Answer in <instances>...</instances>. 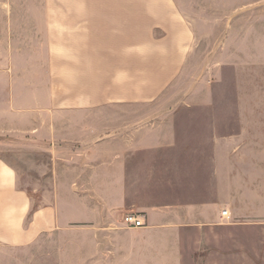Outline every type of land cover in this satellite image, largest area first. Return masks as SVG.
Returning <instances> with one entry per match:
<instances>
[{
  "label": "crops",
  "instance_id": "obj_1",
  "mask_svg": "<svg viewBox=\"0 0 264 264\" xmlns=\"http://www.w3.org/2000/svg\"><path fill=\"white\" fill-rule=\"evenodd\" d=\"M194 2L42 1L43 12L23 16L25 29L5 27L26 37L0 39V137L25 136L28 170L23 190L0 157L1 246L85 226L92 264H181L188 238L232 225L224 211L234 227L264 214V138L253 126L228 130L226 113L205 108L208 86L196 100L180 85L188 71L219 66L203 62L195 39L226 19L194 13ZM100 70L112 87L105 102L117 108L67 92L93 91ZM128 213L144 226L127 228Z\"/></svg>",
  "mask_w": 264,
  "mask_h": 264
},
{
  "label": "rangeland",
  "instance_id": "obj_2",
  "mask_svg": "<svg viewBox=\"0 0 264 264\" xmlns=\"http://www.w3.org/2000/svg\"><path fill=\"white\" fill-rule=\"evenodd\" d=\"M42 1L59 0H0V16H14L11 18L14 21L0 18L1 41L7 40L10 35L14 39L26 37L20 32H8V35L4 31L6 28L7 31H17V26L25 29L27 23L23 16L43 12ZM181 1H195L192 6L194 13L205 14L212 20L220 16L226 22L210 23L211 29L215 30L213 35L195 39L196 49L207 53L200 54L201 59L204 58L203 62L207 63L209 59L211 65L216 63L219 66L188 71L187 78L180 85L196 100L205 96L208 86L212 90L213 100L205 108L226 113L228 130H234L240 125L253 126L258 132L256 135L264 138V0ZM224 25L226 36H219L224 33ZM206 63L200 65L208 66ZM29 72L35 75L41 71ZM99 75L100 84L93 87V91L85 85L68 86V94L97 93L100 97L99 109L117 108L105 102V95L112 88L106 85V71L100 70ZM176 85L167 91L174 95L178 90ZM115 88L117 91L118 87ZM152 106L131 103L126 108H155ZM16 121L25 123V118ZM10 128L5 125L4 130L9 131ZM0 143H3L0 145V157L18 170L19 186L25 190L28 170L25 136L17 138L4 134L0 137ZM260 200L263 202L264 198ZM228 222L232 225L225 231L203 232L196 240L188 238L181 264H264V214L252 220L249 226L234 227L235 219L232 218ZM91 258L90 230L85 226L69 228L65 233L50 236L41 244L31 247L0 245V264H92Z\"/></svg>",
  "mask_w": 264,
  "mask_h": 264
},
{
  "label": "built area",
  "instance_id": "obj_3",
  "mask_svg": "<svg viewBox=\"0 0 264 264\" xmlns=\"http://www.w3.org/2000/svg\"><path fill=\"white\" fill-rule=\"evenodd\" d=\"M222 216L227 220H230V215L228 211H224L222 213ZM123 224L127 228L137 229L143 227L145 223L143 217L140 214L128 213L123 217Z\"/></svg>",
  "mask_w": 264,
  "mask_h": 264
}]
</instances>
